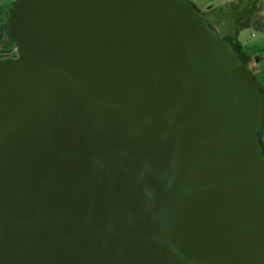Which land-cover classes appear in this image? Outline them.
<instances>
[{
    "label": "water",
    "instance_id": "95a60500",
    "mask_svg": "<svg viewBox=\"0 0 264 264\" xmlns=\"http://www.w3.org/2000/svg\"><path fill=\"white\" fill-rule=\"evenodd\" d=\"M6 23L0 264H264V94L191 0Z\"/></svg>",
    "mask_w": 264,
    "mask_h": 264
},
{
    "label": "rangeland",
    "instance_id": "374dc122",
    "mask_svg": "<svg viewBox=\"0 0 264 264\" xmlns=\"http://www.w3.org/2000/svg\"><path fill=\"white\" fill-rule=\"evenodd\" d=\"M15 0H0V23L1 20H7V12L12 7ZM199 8H203L208 2V5L214 0H191ZM221 1V6H216L213 9L203 8L202 14L210 28L219 34L221 38L223 36L231 34L236 29L240 30L239 39L247 45L254 55V58H259L258 62L251 69L254 71L255 77L260 83L261 89L264 91V28L258 30L254 25L253 17L260 16L261 20H257L256 23H260L264 27V8H256V5L260 7L264 6L263 3L256 0H216L218 3ZM4 46L0 45V48L13 47L14 43L11 39H7ZM254 46L259 49L257 50ZM250 55V63H251ZM250 66V64H249ZM259 73V74H258Z\"/></svg>",
    "mask_w": 264,
    "mask_h": 264
},
{
    "label": "trees",
    "instance_id": "16d2710c",
    "mask_svg": "<svg viewBox=\"0 0 264 264\" xmlns=\"http://www.w3.org/2000/svg\"><path fill=\"white\" fill-rule=\"evenodd\" d=\"M7 14H8V12H7ZM254 25L257 29L261 30L263 28V25L260 23H255ZM9 38L14 43L13 39L11 38V36L9 34L6 20H2L0 23V45L4 46V44L7 42L6 40ZM223 39L227 40L228 42H230L233 45L235 50L239 53L241 59L246 64H250V56L244 51V47H243L241 41L238 39V37L235 33L225 35V36H223ZM15 53H16L15 43H14L13 47L0 48V56H13ZM250 69H251V67H250ZM251 71L254 73V71L252 69H251ZM262 92L264 94L263 90H262ZM257 136L259 138L260 146H261L263 153H264V121H263L261 130L257 133Z\"/></svg>",
    "mask_w": 264,
    "mask_h": 264
},
{
    "label": "crops",
    "instance_id": "0c3cea01",
    "mask_svg": "<svg viewBox=\"0 0 264 264\" xmlns=\"http://www.w3.org/2000/svg\"><path fill=\"white\" fill-rule=\"evenodd\" d=\"M250 2H251V0H249ZM257 2H260V3H263V5H264V0H256ZM193 2V1H192ZM194 3V2H193ZM195 4V3H194ZM196 5V4H195ZM197 6V5H196ZM216 6H221V1H219L218 3L216 2V0H214V1H212V3L210 4V5H208V2H206V4H205V6L203 7V8H209V9H213L214 7H216ZM198 7V6H197ZM199 8V7H198ZM203 8L201 9V8H199L200 10H203ZM256 8H264V6H262V7H260L259 5H256ZM215 9V8H214ZM253 19H254V24L257 22V20H261L262 21V19H260V16L259 15H256V16H254L253 17ZM2 21V20H1ZM264 28V27H263ZM258 30H260V29H258ZM236 34L237 35V37H238V39H239V33H240V30H238V29H236L234 32H232L231 34ZM240 40V39H239ZM242 43V42H241ZM242 45H243V47H244V51L250 56L251 55V59H252V61H251V63H250V67H252V69L253 68H257V67H253L255 64H256V62H258V60H259V58L257 57V59H255L254 58V55H252V52H251V49L247 46V45H244L243 43H242ZM254 48H256L257 50H259L258 48H257V46L255 47L254 46ZM259 74V73H258Z\"/></svg>",
    "mask_w": 264,
    "mask_h": 264
},
{
    "label": "flooded vegetation",
    "instance_id": "af4514ba",
    "mask_svg": "<svg viewBox=\"0 0 264 264\" xmlns=\"http://www.w3.org/2000/svg\"><path fill=\"white\" fill-rule=\"evenodd\" d=\"M203 15V14H202Z\"/></svg>",
    "mask_w": 264,
    "mask_h": 264
}]
</instances>
